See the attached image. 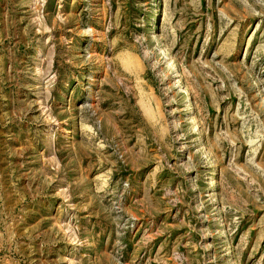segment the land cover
<instances>
[{
  "label": "rangeland",
  "instance_id": "1",
  "mask_svg": "<svg viewBox=\"0 0 264 264\" xmlns=\"http://www.w3.org/2000/svg\"><path fill=\"white\" fill-rule=\"evenodd\" d=\"M0 264H264V0H0Z\"/></svg>",
  "mask_w": 264,
  "mask_h": 264
},
{
  "label": "bare ground",
  "instance_id": "2",
  "mask_svg": "<svg viewBox=\"0 0 264 264\" xmlns=\"http://www.w3.org/2000/svg\"><path fill=\"white\" fill-rule=\"evenodd\" d=\"M166 22V21H165ZM192 105V104H191ZM190 109V108H189ZM190 110H192V109H190ZM193 118H192V122H195L196 121V119H195V117L194 116H192ZM215 183L213 182V185H214Z\"/></svg>",
  "mask_w": 264,
  "mask_h": 264
}]
</instances>
